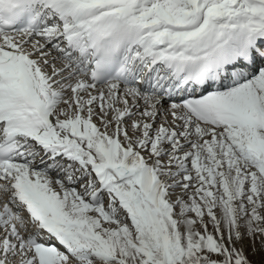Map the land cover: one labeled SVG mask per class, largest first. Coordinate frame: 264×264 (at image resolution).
Segmentation results:
<instances>
[{"label":"snow or ice","instance_id":"6c2138e0","mask_svg":"<svg viewBox=\"0 0 264 264\" xmlns=\"http://www.w3.org/2000/svg\"><path fill=\"white\" fill-rule=\"evenodd\" d=\"M0 264H264V0H0Z\"/></svg>","mask_w":264,"mask_h":264}]
</instances>
